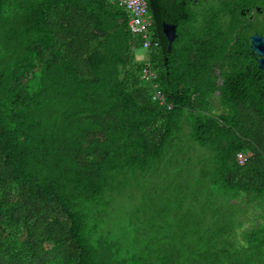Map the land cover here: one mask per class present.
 <instances>
[{
  "label": "trees",
  "instance_id": "obj_1",
  "mask_svg": "<svg viewBox=\"0 0 264 264\" xmlns=\"http://www.w3.org/2000/svg\"><path fill=\"white\" fill-rule=\"evenodd\" d=\"M148 2L152 47L140 63L144 40L116 0H0V264H243L220 241L198 262L174 242L169 255L150 242L148 258L115 260L123 245L107 210L155 170L179 166L169 187L264 199L257 57L215 24L210 40L187 1ZM164 22L178 28L171 50ZM189 140L203 163L179 158ZM247 243L264 249V229Z\"/></svg>",
  "mask_w": 264,
  "mask_h": 264
},
{
  "label": "rangeland",
  "instance_id": "obj_2",
  "mask_svg": "<svg viewBox=\"0 0 264 264\" xmlns=\"http://www.w3.org/2000/svg\"><path fill=\"white\" fill-rule=\"evenodd\" d=\"M147 52L144 48L136 50V61L145 62ZM188 131L186 128L184 135ZM183 148L182 153L186 152L179 155L180 159L190 158L192 163H203L202 153L196 151L198 147L190 140L184 142ZM171 167L168 174L158 169L147 175L144 179L148 186L135 181L136 186L130 185L126 194L111 203L105 228L112 232L111 240L123 245L121 256L115 260H124L128 253H142V259L148 258L152 253L150 242H160V247H164L169 255L168 245L164 243L174 242L176 256L192 253L193 261L198 262L200 259L195 256L196 253H206L210 244L220 241L217 248L233 254L243 264H264V249L256 255L255 247L248 253L246 251L248 236L264 229V199L263 202L255 200L248 205L247 199L243 201L240 196L234 197L218 190L181 187V182L169 187L173 182L172 175L179 169L177 165ZM125 184H128L127 181ZM131 191L138 194L133 196ZM238 252L247 254L240 257ZM130 258H133L132 255Z\"/></svg>",
  "mask_w": 264,
  "mask_h": 264
},
{
  "label": "flooded vegetation",
  "instance_id": "obj_3",
  "mask_svg": "<svg viewBox=\"0 0 264 264\" xmlns=\"http://www.w3.org/2000/svg\"><path fill=\"white\" fill-rule=\"evenodd\" d=\"M190 4L200 24L205 23L212 40V26L223 30L230 47L251 52L252 38L264 36V0H183Z\"/></svg>",
  "mask_w": 264,
  "mask_h": 264
},
{
  "label": "built area",
  "instance_id": "obj_4",
  "mask_svg": "<svg viewBox=\"0 0 264 264\" xmlns=\"http://www.w3.org/2000/svg\"><path fill=\"white\" fill-rule=\"evenodd\" d=\"M118 5L126 10L130 15L129 28L135 35L141 36L144 40L143 47L147 51L152 47V41L150 38L153 21L149 15V2L148 0H116ZM157 46V43L155 44ZM143 78L147 81H154L157 79V75L154 74L149 66H147L143 72ZM156 93L154 101H158L160 105H165V99L161 92L158 90L157 85L154 86ZM239 161L243 162L244 157L239 156Z\"/></svg>",
  "mask_w": 264,
  "mask_h": 264
},
{
  "label": "water",
  "instance_id": "obj_5",
  "mask_svg": "<svg viewBox=\"0 0 264 264\" xmlns=\"http://www.w3.org/2000/svg\"><path fill=\"white\" fill-rule=\"evenodd\" d=\"M162 28L168 42V48L171 50L173 43L178 37L177 25L164 22ZM251 52L255 53L259 68L264 73V36L261 37L256 35L252 38Z\"/></svg>",
  "mask_w": 264,
  "mask_h": 264
}]
</instances>
